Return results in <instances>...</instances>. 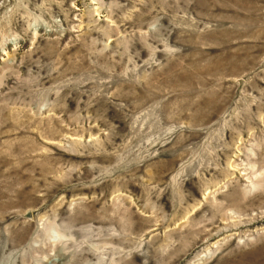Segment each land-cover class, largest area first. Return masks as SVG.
Here are the masks:
<instances>
[{"label":"rangeland","instance_id":"1","mask_svg":"<svg viewBox=\"0 0 264 264\" xmlns=\"http://www.w3.org/2000/svg\"><path fill=\"white\" fill-rule=\"evenodd\" d=\"M0 264H264V0H0Z\"/></svg>","mask_w":264,"mask_h":264},{"label":"bare ground","instance_id":"2","mask_svg":"<svg viewBox=\"0 0 264 264\" xmlns=\"http://www.w3.org/2000/svg\"><path fill=\"white\" fill-rule=\"evenodd\" d=\"M256 178H259V177H256Z\"/></svg>","mask_w":264,"mask_h":264}]
</instances>
